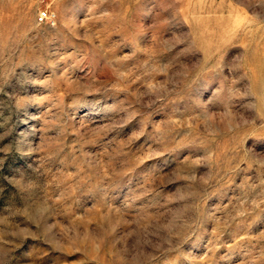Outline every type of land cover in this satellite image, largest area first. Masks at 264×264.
Returning a JSON list of instances; mask_svg holds the SVG:
<instances>
[{"label": "rangeland", "instance_id": "1", "mask_svg": "<svg viewBox=\"0 0 264 264\" xmlns=\"http://www.w3.org/2000/svg\"><path fill=\"white\" fill-rule=\"evenodd\" d=\"M0 264H264V0H0Z\"/></svg>", "mask_w": 264, "mask_h": 264}, {"label": "built area", "instance_id": "2", "mask_svg": "<svg viewBox=\"0 0 264 264\" xmlns=\"http://www.w3.org/2000/svg\"><path fill=\"white\" fill-rule=\"evenodd\" d=\"M38 22L39 23H43V21L47 20L50 18L49 14H48V11L47 10H43V11H40L38 14Z\"/></svg>", "mask_w": 264, "mask_h": 264}]
</instances>
